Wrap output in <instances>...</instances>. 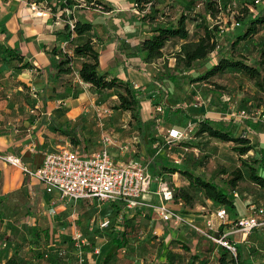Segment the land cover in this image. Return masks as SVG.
Segmentation results:
<instances>
[{"label": "rangeland", "instance_id": "obj_1", "mask_svg": "<svg viewBox=\"0 0 264 264\" xmlns=\"http://www.w3.org/2000/svg\"><path fill=\"white\" fill-rule=\"evenodd\" d=\"M131 2L134 3V0ZM209 3H215L220 10L215 18L209 14ZM152 8L154 17L159 18L157 22L177 20L186 11L190 17L187 27L194 41L202 34V31H196V23L211 28L217 26L222 47L226 45L223 36L235 29L243 12L249 9V13L256 14L264 8V0H159ZM123 15L130 17L129 13ZM162 16L164 20H161ZM174 43L177 44H168L162 58L152 62L150 70L142 65V59L133 61L132 64L143 67L149 74L125 68L123 63L111 68L115 75L123 79L130 77L138 82L139 86L133 84L134 91L141 100V118L148 127L142 141L137 125L129 124L126 119L120 120L115 130L121 133L122 140L131 138L128 142L131 146L129 158L139 160L152 171L151 192L158 190L157 177H162L174 190L173 199L176 190H188L194 197L193 205L176 202L173 207L184 216L194 214L192 210L203 207L202 213L211 215L206 225L201 227L196 225L198 221H191L174 228L164 223L155 211L129 212L122 209L117 212L111 203L78 204L68 206L64 213L53 214L55 206L45 190L42 195H0V264H6L16 251L17 264H101L105 255H113L109 264H164L168 261L174 264H221L223 256L227 261L240 258L247 264H264L262 232L255 231L247 238L237 233L228 236L235 221L252 214L251 207L264 206V189L250 180V170L245 164L264 158V92L237 70H229L206 81L192 82L188 77H197L206 68L197 67L195 71L184 74L185 69L181 66L175 72L179 76L177 82L156 81V76L174 69L176 65L184 41L176 40ZM261 48H264V25L258 34L241 42L235 54L237 58L243 56L253 61L260 57ZM87 91L90 97L101 96L92 87ZM119 93L125 94L124 88L102 95L101 101L106 102L110 110L116 111L113 102L115 95L119 100ZM157 107L162 108V112H157ZM168 107H183L187 113L170 115ZM122 115L121 112L119 119L123 118ZM108 116H100V119H107ZM202 119H218L227 123V127L236 125V136L250 138L256 149L241 156L234 143H224L206 134L196 136L197 124ZM93 122L98 129L102 121L95 116ZM189 125L193 129L186 139L169 143L168 130L171 127L183 129ZM76 129L80 130L75 126L69 132L79 139ZM104 131L105 128L99 132L100 138ZM97 133L92 138H99ZM86 139L83 137L77 144H72L70 140L66 148L77 151V146ZM80 150L90 151L83 146ZM164 167L187 170L206 180H215L226 188L232 173L240 169L244 179L234 189L239 197L235 198L233 192L230 194L235 209L225 207L227 217L220 220L217 217L219 206L211 204L210 208L202 190L190 188L186 176L178 173L171 175ZM260 173L264 176V171ZM106 221H110V225L102 227ZM76 232L81 235V241L76 240ZM120 233L126 234V243L118 248L114 240ZM224 236L238 245L237 257L217 243L216 240Z\"/></svg>", "mask_w": 264, "mask_h": 264}, {"label": "crops", "instance_id": "obj_2", "mask_svg": "<svg viewBox=\"0 0 264 264\" xmlns=\"http://www.w3.org/2000/svg\"><path fill=\"white\" fill-rule=\"evenodd\" d=\"M99 1L109 4L112 10L105 11L102 7L91 9L85 7L83 0H77L78 9H67L64 18L61 14L55 15L47 3L37 4L38 9L34 11L26 0H0V45L14 49L24 57V63L36 66L17 70L15 68L21 66L18 61L10 64L0 62V154L20 158L29 169L35 170L45 153L66 148L70 144V139L60 135L56 129L69 126L68 129L73 130L78 126L80 130L76 129L79 131L75 133L76 136L79 140H83V137L87 139L77 146L76 152L86 154L99 151L104 146V137H111L115 143L110 147L111 154L119 160L129 159L130 151L122 155L119 147L129 144L131 138L122 140L121 133L115 129L120 120L126 119L129 124L135 125L131 114L122 112L123 118L119 119L121 111L118 110H111L109 116L99 113L102 109H109L100 97L114 90L100 92L101 96L87 95V88L91 86L82 81L79 74L84 58L73 59L69 65L72 73L69 74L60 73L58 66L65 54H73V48L63 37L66 20H73L94 25V30L89 34L76 36L75 43L92 38L100 50L101 73H109L135 86H139L138 82L130 77L123 79L115 75L111 68L123 63L125 68L149 74L143 67L132 64L138 58L131 59L129 55L131 47L152 35L151 27L140 22L131 0ZM124 13H129L130 17ZM141 62L151 69L152 63ZM114 97L113 106H117L119 100L116 95ZM95 116L102 121L98 129L96 122H93ZM100 116L108 118L100 119ZM104 128L100 138L99 132ZM147 129L145 124L144 131ZM96 132L99 138H92ZM140 140H143L142 135ZM82 146L90 151L80 150ZM43 190L45 187L38 179L25 175L20 167L0 161V195H42ZM46 195L52 198L55 214L67 211L65 208L70 205L59 194L46 192ZM146 198L150 202H157L155 195H147ZM80 204L92 205L86 202ZM211 204L208 201L210 208ZM202 209L192 210L194 214L185 215L186 222L198 221L196 225H206L211 215L202 213Z\"/></svg>", "mask_w": 264, "mask_h": 264}, {"label": "trees", "instance_id": "obj_3", "mask_svg": "<svg viewBox=\"0 0 264 264\" xmlns=\"http://www.w3.org/2000/svg\"><path fill=\"white\" fill-rule=\"evenodd\" d=\"M29 4L35 3H47V6L51 8L52 12L61 14L62 17H66V10L73 8L78 9L79 3L77 0H26ZM159 0H134V7L141 23H145L151 27V36L143 39L138 45L131 47L130 55L132 57L140 58L146 63H152L153 61L160 59L164 56V50L168 44L174 43L176 40L184 41L181 45L180 52L177 56V62L174 69H168L166 73L156 76V81H170L177 82L179 76L175 75L179 67L185 69L184 74H189L191 71H195L197 67H205V71L197 77H188L192 82L206 81L211 77L218 74H224L229 70L241 71L247 77L254 82L255 86L262 92H264V48H261L260 57L251 61L246 57H236V48L241 42H244L252 36L259 33V29L264 25V8L259 10L256 14L249 13V9L243 12V16L238 18V24L235 29L228 35H224L226 45L221 47L220 43V31L217 26L209 27L200 23H196V31L201 32L199 39L191 40V32L187 27L189 15L186 11L177 20L171 21H158L159 18L154 17L152 6H156ZM85 7L91 9H98L102 7L105 11L112 10V7L99 0H83ZM77 6V7H76ZM209 14L215 18L220 10L215 3H209L207 5ZM165 16V14H163ZM160 17L161 20L164 18ZM197 22L196 19H193ZM94 30V25L89 22L75 21L74 29L71 30L68 24L65 25L63 37L68 41L70 47L73 48L72 56L65 54L59 63L60 73H72V69L69 67L70 63L75 57L84 58L79 74L82 81L93 88L95 93H100L106 90H115L124 88L125 94L119 93V104L114 108L121 112H129L132 116V120L135 121L140 135L144 134V122L141 118V100L138 94L134 91L133 85L130 82H126L118 77H112L109 73H101L100 68V50L96 48L91 37L85 40L83 43H75V37H81L89 34ZM12 61H18L21 66L15 69H27L35 68L36 66L30 63H24V57L17 53L14 49L5 48L0 45V62L10 64ZM170 115H178L179 113H187V110L183 107H168ZM169 120V119H168ZM230 124V123H229ZM196 136L208 135L210 138L219 140L224 143L236 144L235 150L241 155L245 156L250 151L255 150L256 146L250 141V138L244 136H236L237 126L232 125L227 127V123L218 119H202L197 124ZM66 138L71 140L72 144H77L79 139H75L70 134H73L69 130L64 128H57ZM76 141H75V140ZM250 170V180L257 184L260 188L264 189V176L260 171H264V158L254 160L251 164L245 163ZM167 168L169 174H182L187 177L190 188L200 189L205 193L206 199L211 201L214 205L220 208L228 207L235 209V203L230 198V194L238 186L244 177L240 169H237L232 174V177L227 181L226 188L224 185L218 184L215 180H206L202 176H196L187 170H180L174 167ZM152 173V171H151ZM174 203L184 202L188 206H192L194 202L193 195L184 188H180L175 191ZM111 206L120 212L123 205L120 203H111ZM226 209V208H225ZM227 210V209H226ZM223 227L221 226V231ZM255 232V231H254ZM126 234L120 233L119 237L114 240L118 248H121L126 243ZM223 248V247H222ZM224 249V248H223ZM227 251V250H226ZM18 252L16 251L14 256L11 257L6 264H17ZM113 255H105L102 258L101 264H109ZM221 264H247L242 259L226 260L223 256L220 261ZM164 264H174L173 261H168Z\"/></svg>", "mask_w": 264, "mask_h": 264}, {"label": "built area", "instance_id": "obj_4", "mask_svg": "<svg viewBox=\"0 0 264 264\" xmlns=\"http://www.w3.org/2000/svg\"><path fill=\"white\" fill-rule=\"evenodd\" d=\"M30 7L36 11L38 5L31 3ZM70 12H67L69 14ZM70 29H74V21L66 20ZM157 112H162V108L157 107ZM109 115L110 109H102L99 113ZM244 117V114H242ZM193 127L185 128L172 127L168 130L169 143L181 142L188 137ZM114 140L104 137V146L99 151L92 153H79L71 148H59L44 154L43 160L35 170L29 169L20 158L12 155L0 154V161L9 165L20 167L23 173L29 177L38 179L45 187L47 193H57L60 198L70 206L80 203H92L102 205L105 203H121L123 208L129 212L153 210L158 217L170 227L180 228L186 223L185 216L175 209L173 192L162 177L158 179V190L151 192V185L154 177L148 166L135 158L119 160L110 152V147L114 146ZM122 155L131 150L130 144L120 147ZM233 196L239 195L233 191ZM155 195L157 202H150L146 196ZM252 214L248 217L238 219L229 230L231 234H239L247 238L254 231L264 234V206L251 207ZM52 213L55 212L52 210ZM217 217L225 220L227 210L220 208ZM110 225V221L102 223V227ZM76 240L81 241V235L76 232ZM225 250L234 257L238 255V245L226 236L216 240Z\"/></svg>", "mask_w": 264, "mask_h": 264}]
</instances>
